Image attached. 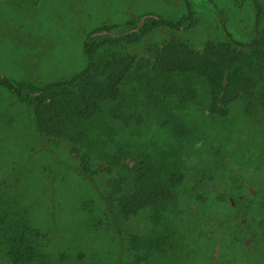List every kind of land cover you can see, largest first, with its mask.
Returning <instances> with one entry per match:
<instances>
[{"label":"trees","instance_id":"16d2710c","mask_svg":"<svg viewBox=\"0 0 264 264\" xmlns=\"http://www.w3.org/2000/svg\"><path fill=\"white\" fill-rule=\"evenodd\" d=\"M182 2L179 18L157 15L151 23L176 32L189 27L190 5ZM250 2L253 37L246 44L235 41L220 20L232 48L206 41L201 56H190L174 36L161 45L145 44L155 61L131 73L123 61L135 54L107 53L99 36L109 28L96 27L82 42L79 72L30 87L25 94L31 96L33 128L46 144L43 157L52 164L54 157L63 158L78 169L97 199L88 228L67 227L59 214L38 205L37 195L27 197L5 183L0 264H55L48 244L68 236L104 244L107 259L131 264H264V0ZM121 36L110 35L108 47ZM213 54L225 65L240 60L250 74L236 67L222 71ZM123 82L143 93L151 111L165 115L155 126L166 132L169 147L156 129L147 135L149 121L141 113L123 112ZM196 82L204 84L206 99L192 118L186 105L197 98ZM0 84L22 94L2 76ZM102 101L113 104L103 109ZM131 136L145 137L141 143L151 148L127 149ZM52 221L59 232L48 228Z\"/></svg>","mask_w":264,"mask_h":264},{"label":"rangeland","instance_id":"374dc122","mask_svg":"<svg viewBox=\"0 0 264 264\" xmlns=\"http://www.w3.org/2000/svg\"><path fill=\"white\" fill-rule=\"evenodd\" d=\"M210 1L212 4L209 0H188L190 26L176 32L156 27L151 23V18L158 15L176 20L183 15L182 0H0V76L22 92L20 95L14 94L0 84V187L5 186V183L13 184L27 197L37 195L38 205L59 214L67 227H79L80 223H85L88 228V224L92 223L90 216L97 199L93 194L94 189L88 188L86 184L89 183L82 180L78 169L66 165L63 158L54 157L52 160L55 162L52 164L43 157L47 151L46 144L33 128L29 102L31 96L25 93L30 92V87L69 79L79 72L85 62L82 42L86 34L96 27L109 28L99 36L105 43L102 48H107V53L118 51L135 54L132 59L123 61L130 64L131 73L134 70L141 72L155 61L146 54L143 48L145 44L153 42L161 45L174 36L190 49V56H201L206 41L213 42L217 48H232L220 20L235 41L248 43L253 37V6L250 0ZM141 17L144 20L139 25ZM142 25H145L144 32L143 28H139ZM124 32L128 37H124ZM119 34L122 36L116 44L108 47V37ZM239 49L242 54L244 47ZM220 56L213 54L210 58L222 71L228 67V71L232 72L236 67L250 74L240 60L225 65ZM200 82L194 84L196 100L186 105L192 118H197L195 111L200 109L206 99L204 84ZM132 85L123 82L120 86L124 97L121 100L123 112L130 114L135 109L141 113L149 121L147 135L151 133L153 137L156 129L167 140L164 146L169 147L166 132L155 126L157 118L163 119L165 115L151 111L145 105L143 93L134 92ZM112 104L110 101L101 102L103 109ZM206 123L210 121L203 119V124ZM127 138L132 141L126 145L131 151L141 152L152 146L145 147L141 143L145 137ZM57 168V172L44 175L46 170ZM61 174L62 180H59ZM48 228L54 233L59 232L54 221ZM68 237L70 240L66 238L58 240L56 244H48L55 254L52 260L55 264H131L120 257L116 258L117 261L107 259L109 252L104 244L101 245L106 250L98 242ZM123 247V244L119 245V251Z\"/></svg>","mask_w":264,"mask_h":264},{"label":"water","instance_id":"95a60500","mask_svg":"<svg viewBox=\"0 0 264 264\" xmlns=\"http://www.w3.org/2000/svg\"><path fill=\"white\" fill-rule=\"evenodd\" d=\"M144 17H141L139 25L143 24Z\"/></svg>","mask_w":264,"mask_h":264}]
</instances>
